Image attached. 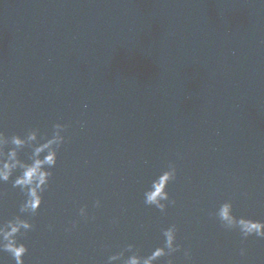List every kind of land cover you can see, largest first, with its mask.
Instances as JSON below:
<instances>
[{"label": "water", "instance_id": "1", "mask_svg": "<svg viewBox=\"0 0 264 264\" xmlns=\"http://www.w3.org/2000/svg\"><path fill=\"white\" fill-rule=\"evenodd\" d=\"M56 122L67 140L25 264H104L127 243L147 254L172 223L191 264H264V239L210 215L231 200L264 221V0H0V131ZM169 161L176 204L161 214L142 193ZM22 198L0 185V217Z\"/></svg>", "mask_w": 264, "mask_h": 264}, {"label": "clouds", "instance_id": "2", "mask_svg": "<svg viewBox=\"0 0 264 264\" xmlns=\"http://www.w3.org/2000/svg\"><path fill=\"white\" fill-rule=\"evenodd\" d=\"M68 127L65 123L56 122L52 124L50 134L41 133L38 128H30L23 135H6L0 131V185L10 181L12 188L18 189L23 197L14 215L7 219L0 217V253H8L15 264H25L24 257L28 253V247L22 242V238L28 237L36 228L32 218L37 215L44 195L50 188L52 169L56 167L58 153L66 143L65 133ZM176 174L175 163L169 161L167 167L143 191V204L154 207L161 214L175 206L176 201L170 197L167 189L169 183L176 179ZM92 207L100 208L101 201L94 200ZM77 215L84 221L95 219L90 215L87 205L80 206ZM210 215L225 231L237 232L242 241L249 237L264 239V221L235 215L231 200L221 202ZM78 222L71 221L64 231H74ZM46 228L53 231L54 225L49 223ZM178 231L175 223L163 227L162 245L147 254H143L133 243L124 244L118 250L110 251L104 264H175L174 258L178 253L183 255L187 264H191L192 250L178 242ZM240 255H246L245 248H240ZM0 264H4L2 257Z\"/></svg>", "mask_w": 264, "mask_h": 264}]
</instances>
